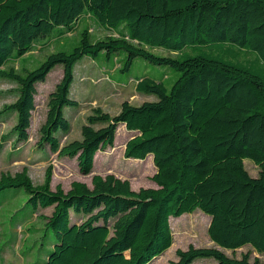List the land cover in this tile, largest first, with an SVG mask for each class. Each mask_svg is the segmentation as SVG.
<instances>
[{
	"label": "trees",
	"instance_id": "obj_1",
	"mask_svg": "<svg viewBox=\"0 0 264 264\" xmlns=\"http://www.w3.org/2000/svg\"><path fill=\"white\" fill-rule=\"evenodd\" d=\"M87 19L112 34L96 38ZM80 27L70 51L52 52L33 69L25 64L24 56L37 44L52 37L59 42ZM212 45L254 53L264 66V0H0V79L15 85L16 96L0 116L15 114L11 143H27L37 83L61 65L62 77L48 95L39 128V149L76 159L88 174L96 154L113 146L123 125L130 135L124 158L150 156L156 169V187L138 191L113 175H95L91 188L73 181L66 192L59 185L52 189L51 164L40 184L25 167L2 174L0 191L23 189L33 214L52 209L39 215L54 236L43 264H151L172 245L170 217L196 210L209 216L207 234L216 247L250 250L237 259L215 247L189 246L166 264H192L197 258L264 264L259 257L251 261L252 253L264 256V79L239 62L203 53ZM156 48L172 56L157 55ZM122 54L123 71L141 58L179 76L169 91L155 80H139L143 93L155 100L123 102L115 114L93 108L81 138L61 145V135L71 129L64 110L79 105L70 96L77 63L105 55L116 68ZM17 59L20 69L14 67ZM244 160L258 168L256 176ZM70 214L82 222L71 223Z\"/></svg>",
	"mask_w": 264,
	"mask_h": 264
},
{
	"label": "rangeland",
	"instance_id": "obj_2",
	"mask_svg": "<svg viewBox=\"0 0 264 264\" xmlns=\"http://www.w3.org/2000/svg\"><path fill=\"white\" fill-rule=\"evenodd\" d=\"M86 24L90 33L96 38L112 34L90 19H87ZM81 29L82 27L78 28L75 34L68 33L65 37L63 35V38H59V42L52 37L42 45L37 44L35 50L24 56L27 57L25 64H30L28 68L33 69L52 52L70 51L78 42ZM74 38L75 40L66 43V40ZM63 42L66 44L60 45ZM153 52L160 56H172L170 52L161 48L153 49ZM203 53L217 59L239 62L264 79V66L254 53L229 45L205 47ZM124 56L125 54L119 56L120 61L116 68L114 59H106L105 55H99L95 61L85 56L77 63L70 96L78 101L79 105L64 110V116L69 120L71 129L66 136L61 135V145L81 138V126L86 122L85 118L93 108L115 114L123 102L138 105L145 100H155V96L143 93L141 84H138L139 80H155L169 91L179 76L170 67L157 66L141 58H136L131 67L123 71L120 66L123 64ZM21 61L17 59L14 67L20 69ZM61 77L62 66L58 65L48 73L44 82L37 83L35 109L28 130L29 139L22 147L19 145L15 147L11 143L10 135L15 124V114L0 116V176L12 175L25 167L32 181L40 184L46 167L51 164V188L54 189L59 185L65 192L69 190L73 181L83 182L91 188L92 178L95 175L102 177L113 175L118 179L128 180L133 191L156 187L152 181L156 169L150 156L142 161L124 158L123 149L127 136L130 135L123 125L118 126L116 130L113 146L96 154L93 167L88 174L78 169L76 159L59 157L56 153H51L48 148L39 149L37 140L39 128L45 122L47 115V98ZM14 87L11 82L0 79V110L4 105L15 100ZM2 136L6 139H2ZM244 167L251 176L257 175L258 168L251 161L244 160ZM51 212L52 209L48 208L33 214L32 206L27 203V194L23 189L0 191V264H43L45 256L54 243V236L44 230V223L39 219V215H50ZM70 218L71 223L77 224L83 220V217L74 214H70ZM169 220L173 235L172 247L154 258L151 264L176 261V251L187 250L189 246L218 248L207 234L209 216L196 210L178 218L170 217ZM220 250L228 257L238 259L250 248L245 246L234 252ZM253 257H259L264 261V256L256 253H252L251 261ZM192 264H214V261L209 258H197Z\"/></svg>",
	"mask_w": 264,
	"mask_h": 264
},
{
	"label": "bare ground",
	"instance_id": "obj_3",
	"mask_svg": "<svg viewBox=\"0 0 264 264\" xmlns=\"http://www.w3.org/2000/svg\"><path fill=\"white\" fill-rule=\"evenodd\" d=\"M170 221V220H169ZM172 247V246H171Z\"/></svg>",
	"mask_w": 264,
	"mask_h": 264
}]
</instances>
